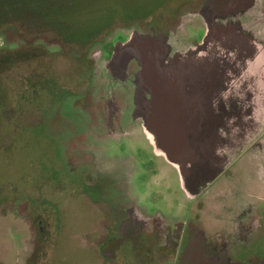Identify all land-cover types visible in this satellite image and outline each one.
<instances>
[{"label": "flooded vegetation", "instance_id": "flooded-vegetation-1", "mask_svg": "<svg viewBox=\"0 0 264 264\" xmlns=\"http://www.w3.org/2000/svg\"><path fill=\"white\" fill-rule=\"evenodd\" d=\"M230 2L202 0L177 20L137 23L132 31L166 36L172 54L186 52L202 40L208 10ZM245 2L235 1L239 8ZM251 3L219 22L239 23L264 43V0ZM108 37L110 41L103 37L98 46L100 55L110 60L114 45L128 36L115 30ZM99 68H90L104 83H98L93 113L86 120L87 139L82 138L77 152L64 156L60 149L62 173L76 187L70 195L81 210L97 216L85 235L95 263L264 264V126L213 181L189 198L176 170L154 153L141 120L133 115L138 64L131 61L124 77ZM69 96L73 105L78 96ZM44 119L42 115L38 125ZM45 121L47 126L63 122L57 116ZM58 189L64 199L66 189ZM47 200L0 192V234H9L15 247L11 264H40L42 250L54 248L64 221L46 208L60 209V203ZM1 216H10L8 231Z\"/></svg>", "mask_w": 264, "mask_h": 264}, {"label": "rangeland", "instance_id": "rangeland-1", "mask_svg": "<svg viewBox=\"0 0 264 264\" xmlns=\"http://www.w3.org/2000/svg\"><path fill=\"white\" fill-rule=\"evenodd\" d=\"M201 1L0 0V192L65 203L46 207L64 224L54 248L42 250L40 264H96L85 235L97 216L70 195L76 187L62 173L60 149L64 156L77 152L87 139L86 120L104 83L90 68L106 73L109 64L98 42L110 41L115 30L129 37L137 23L177 20ZM65 94L78 98L71 105ZM42 115L63 122L38 125ZM59 186L68 194L64 199ZM1 219L8 231L10 216ZM10 243L2 232L1 264L15 257Z\"/></svg>", "mask_w": 264, "mask_h": 264}, {"label": "water", "instance_id": "water-1", "mask_svg": "<svg viewBox=\"0 0 264 264\" xmlns=\"http://www.w3.org/2000/svg\"><path fill=\"white\" fill-rule=\"evenodd\" d=\"M236 0L204 15L202 40L172 54L166 36L133 32L112 49L108 69L135 74L134 112L154 153L197 196L264 124V43L239 23H220L251 7Z\"/></svg>", "mask_w": 264, "mask_h": 264}, {"label": "trees", "instance_id": "trees-1", "mask_svg": "<svg viewBox=\"0 0 264 264\" xmlns=\"http://www.w3.org/2000/svg\"><path fill=\"white\" fill-rule=\"evenodd\" d=\"M66 96V100L68 101H70L71 102V100H70V98H69V95L67 96V95H65Z\"/></svg>", "mask_w": 264, "mask_h": 264}]
</instances>
